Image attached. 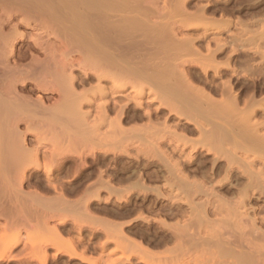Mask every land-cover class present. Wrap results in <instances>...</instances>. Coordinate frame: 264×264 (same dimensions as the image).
<instances>
[{
  "label": "rangeland",
  "instance_id": "obj_1",
  "mask_svg": "<svg viewBox=\"0 0 264 264\" xmlns=\"http://www.w3.org/2000/svg\"><path fill=\"white\" fill-rule=\"evenodd\" d=\"M25 1L26 0H21L19 2L20 4H17L15 7L12 6L10 2H4V5L0 2V27H2L1 23L5 22L8 28L6 29L7 32L11 25L17 23L21 25L19 26V31L26 33V38L17 43L18 51L25 52L29 48L28 45L34 44L33 39L37 37V39L44 44L45 48L43 50L39 48L36 51H31L26 60L19 61L20 64L16 59H12L13 65H10L13 67L14 65L17 66L16 64L21 65L20 67L22 68L19 69L23 70L20 72L25 74H20L21 76L15 75L12 77L13 80L10 78L9 74H5L3 79L6 81L3 80L2 89L4 91H2L4 96L7 94L9 96H15V94L16 96H20L17 102L18 106L16 105V107H19L21 111L18 110L19 113L15 120H5V124L3 121L0 128H4L7 133L10 131L8 134H11V136L14 137L13 139H18L19 137L20 140L21 136L16 134L18 135L17 137L15 135L17 132L16 127H18V130L22 131L23 137L26 138L27 142H30L29 146L31 147L37 145L38 141H40L42 163L49 164L52 158H60L62 155L67 158L68 162L63 170L56 168L52 171L53 180H51V183L56 185V190L48 181L47 173L43 168L37 169L35 167H30L27 170L28 177L23 182H21L22 171L17 168L13 169L14 167L11 168L13 171L10 169V172L12 171L10 174L13 175L9 174L11 182L0 184V253H5V257L0 260V264H44V261L45 264H107L108 261L119 257H121V259L116 264H264V239L255 238L253 236L247 219L241 220L239 216L237 218L231 217L225 211L222 212V214H215L213 211L215 206L212 205L209 206L211 214L208 221H201L198 210H196V214V211L194 210L195 212H193V209H191V199L189 197L191 194L178 192L175 189L176 186H174L176 185L175 181L172 180L171 182L170 180L169 182L166 180L165 169H163L161 165V153L159 151L150 150V147L147 146L146 142L148 141L145 135L147 133V129H145L147 124L150 122H162V117L159 120L154 117L153 121L150 122L145 116V118L143 117L140 120L127 119L124 122L125 127L129 129L127 135H131L132 137L139 135L140 137H133L135 139L134 145L132 144V140L134 139L131 138L132 145L128 147V153H121V151H119L120 149L117 147L114 149L112 147L113 150L109 152L106 163L96 162L95 159H97V156L95 153L93 154L92 151L90 152V141L92 137L87 135L85 131V128H87L85 125L86 122L84 123L83 120L80 121V117L76 116L78 113L76 114L69 109L70 112L66 107V109L62 107L56 109V111L54 109L52 110L51 107L61 100V92L59 93L52 88L47 90V88L37 87L36 80H52L55 76L58 77V75L62 76L68 73H73L82 79V76L85 77V69L95 76L98 70L95 71L94 68L92 69L88 61V63L84 61L79 63V59L84 60L85 58L80 47L74 45L71 49L68 47L69 50L66 48L67 36L66 32L63 30L66 24L65 8L55 9L53 15H51L50 12H43L36 8L37 6L35 7V5H37L36 3L42 0H33L32 2L29 0L31 3H25ZM113 1L118 4L123 1L128 3L125 12L123 11L120 13L118 11V13L116 11V13L113 12V14L127 15L124 21L126 26H123V21L117 24L120 29L122 28L124 30L121 32V35L117 37L119 39L117 41L122 40L127 43L128 47L126 51L129 55L131 65L140 63L142 64L141 66H143L147 61L148 62L145 63L144 66L149 64L151 68H161V66L170 63L181 64L184 59L191 60L199 58L198 55L193 52L192 47H199L203 53H207L208 41H210L213 47H216L215 39L222 38L228 42V46L217 53L215 62L218 61L224 64V62L228 61L230 58L232 64H234L238 70L237 75L231 70H227V68H222L220 75L215 74L214 69H209L207 79L204 81L202 78H195L196 83L205 86L207 92L213 93L214 96L213 94L211 95L220 100L224 98V95L221 97L222 95L216 87H220L223 81L230 79L234 84L235 90L239 93L240 102H242L239 105L241 110L245 108V101L251 94H254L255 100H264V35L259 34L264 30V0H187L184 2L186 6L183 5L180 0ZM27 5L30 8L27 7ZM199 11L201 14L205 15L200 17V20L203 22L193 17H190L192 20L189 19L190 13L198 16V13H200ZM52 17L55 18L53 21L51 20ZM205 17L208 19L209 23ZM224 19L227 21L228 26L226 25L227 28L224 27L225 29L218 34L217 20ZM214 21H216L215 24ZM157 22H160V24L162 23L161 26H159ZM183 22H188L189 25L183 26ZM126 27H130L131 30L135 28V31L132 30V33L129 32L128 34ZM206 28H210L209 32H211L208 34L209 36L206 37L207 39L203 40L201 35ZM174 34H177L179 37ZM186 36H192L193 40L197 38L194 41V45L196 46L193 45L188 47V45H178L179 42L177 43V41ZM234 45L239 48L236 54L231 52ZM46 47L47 51H45ZM49 48H53L54 50ZM187 48L190 50H187ZM155 54L157 57H155ZM182 54L185 55V58ZM3 59L5 58L3 57ZM52 60L59 61L60 65L73 61L75 65H68L65 72L60 73L61 71H51L48 75L44 70L46 68H53L51 64L48 65V61ZM205 61L214 63L212 58ZM38 62L40 66L43 64L42 68H40L41 72L40 70L37 72L26 71L29 69L31 63L39 65ZM189 64L190 63H184V66L187 67ZM191 65L196 64L191 63ZM53 66L56 65L53 64ZM195 69L196 70H193L196 73H201V69L197 65ZM26 73L30 74L26 75ZM5 76L9 77L6 78ZM134 76L136 75L130 74L129 77L126 78L129 83L125 93L132 97L138 95V88H140L141 82L144 81L143 83H145V81H147L146 78H143L141 81L136 77L134 78ZM107 77L104 80V84L110 87L113 85L114 81ZM8 80H10L12 84L8 82ZM136 80H140L141 82ZM4 83L6 85H4ZM96 84L97 79H94L86 83L85 86L79 84L78 90L90 88ZM4 86L7 87L5 88ZM35 86L36 89H34ZM144 86L146 90L144 93L146 100L152 99L154 94L149 93L150 89L147 84H144ZM156 88L157 87H155L154 91L158 92V88L157 90ZM8 95L5 98H7ZM26 100L27 102L30 101L29 103L31 105H29L32 106L33 109L28 107ZM41 100H43L45 106L48 107L50 105L49 112L51 111V114L47 113V116L43 115L47 119L43 118L41 113H37V108L43 105ZM21 101H23V103ZM26 103L27 106L25 105V107L29 108L27 109L29 110L28 112L26 108H22ZM146 103L148 104V102ZM159 104V101L155 100L148 105H151V109L155 112ZM127 107L128 113L130 114L136 110L135 102L128 103ZM85 108L86 110H88V108L89 110L90 108L92 109L88 122L89 119L94 122L97 116L96 105L92 107L85 106ZM0 110H2L1 107ZM255 110L256 113L250 120V123L264 121V108L260 109L255 107ZM138 111L140 114L143 112L142 110ZM30 112L34 116H32ZM247 112L248 111H246V113ZM70 113L75 114L72 116ZM164 113L166 115L167 111ZM235 113L237 114L239 112L235 111ZM235 113L233 111V114ZM246 113H241L243 114L241 116H247L249 112ZM2 114L5 115L4 113ZM233 114L231 115L230 112L228 120H230L229 118L232 116L231 118L234 119L233 121L236 122L240 120L244 123V121L240 119L241 116L239 114V116ZM111 115H115V113L112 112ZM66 118L68 120L71 119L68 121ZM240 121L239 125L241 123ZM28 124H31L30 131H26L25 126ZM248 124L247 128L249 129L250 124ZM134 127L142 128V130L134 129ZM104 129L107 130L108 128L106 127ZM258 133L264 138V125L260 127ZM138 140H140V142ZM233 140H236L234 145L235 148L231 146L233 145L232 143H234ZM233 140L227 145L228 147L226 146L228 149H225L221 159L227 162L231 160L232 162H230L236 170L244 169L245 167L249 169V162L253 163L254 167H252L255 171L264 167V149L262 151L260 148H257V145L251 141L252 138L245 134H240ZM136 142L138 145L135 144ZM15 143H17L16 140H14V145H12L10 149L15 146ZM14 148L15 147L11 150L12 153H15L16 148H18V143L13 152ZM229 149L232 150L230 151ZM99 153L101 155V152ZM17 156H19V154H17ZM136 157H138V159ZM209 158L213 159L214 156L210 155ZM6 159L5 149L3 151L1 149L0 173L3 172V167L5 168L8 164H5V162H8ZM85 162H87V164ZM3 164L5 166H3ZM5 171H7L6 168ZM101 172L103 174H101ZM139 174H142L144 177V182L146 184L142 183V186H145L147 189L137 187L132 190L131 185L138 179ZM191 175H194V173ZM100 179L104 181L111 180L112 183H105V185L101 182H97L100 181ZM165 180L166 184L171 183L169 185H172L173 183V186L169 187L168 184L166 185ZM214 186L217 187L215 183ZM249 187L248 189L253 191L262 186L255 182ZM107 188L111 189L109 190ZM120 190L123 191L121 192ZM61 192L64 194L62 195ZM236 195L237 194H235V196ZM63 196L64 198H62ZM230 196L233 197L234 195L231 194ZM235 196L233 197L234 201L237 199ZM215 205L217 206L218 203ZM259 205L263 207V210H257L255 214L258 218L260 217L258 226L264 229V223H259L264 217V202L259 203ZM232 206L233 208L235 207V205ZM250 206L255 207V204H250ZM207 222H209V225ZM184 227H186V230ZM218 227H223L224 229L231 228L232 230H227L225 231L226 233H224V229L221 230V228L219 229ZM246 227L248 228L247 230H245ZM219 231L224 233V238H238V247L234 244V246L230 245V248L212 247L210 249L208 246L202 247L200 245L190 244L194 239L198 241L203 237H210L215 234L219 235ZM134 239L142 245L149 247L151 253H146L138 245L135 246V243L132 241ZM249 240L252 242L250 243ZM181 242H184L183 244L185 246L182 245V247ZM11 246L13 247L10 248ZM237 251L243 253L255 252V256L253 258L249 254L243 257L242 255L236 256L234 252ZM142 259L148 263L142 261ZM220 259L223 263H221Z\"/></svg>",
  "mask_w": 264,
  "mask_h": 264
},
{
  "label": "bare ground",
  "instance_id": "obj_2",
  "mask_svg": "<svg viewBox=\"0 0 264 264\" xmlns=\"http://www.w3.org/2000/svg\"><path fill=\"white\" fill-rule=\"evenodd\" d=\"M20 1L19 0H0V2H2L3 5H4V2H10L12 4V6H14V7L17 4H20L19 3ZM32 1L33 0H31V2ZM186 1L187 0H180V2L185 6H186V4L184 2H186ZM26 2H29V0H26L25 3ZM31 2H29V3H31ZM10 3H9V5H10ZM36 4H37V5H35V7L37 6L36 8L40 9L43 12H50L51 15H53V12L55 11V9H59V8H65L66 9V13H65L66 24H65V27H63L64 28L63 30L66 32V36H67L66 48L68 49V47H69V49H71V47L74 45L80 47L81 52H83L85 58H84V60L79 59L78 60L79 63H82L83 61L84 62L88 61L89 64H91L92 69L94 68L95 71L98 70V73L95 72V73H97V75L95 76V75H93V73L90 74L89 71H87V69L84 68L85 69L84 70L85 77L82 76L83 77L82 79H80L81 77H78V76L74 75L73 73H70V74L68 73V74H66L67 76L66 75H62V76L58 75V77L55 76L52 80H47V79H42L39 81L36 80L37 87L44 88V89L47 88V90L49 88H52L54 90H57L59 93L61 92L62 98L60 101H58V103H55V105H53L51 107L52 110L54 109L56 111V109L66 107L67 110L70 109L71 111H74L76 114L78 113L76 116L80 117L79 118V119H81L80 121L83 120L84 123L86 122L85 125L87 128H85V131H86L87 135H90L92 137V139L90 141V146H91L92 150L90 149V152L92 151L93 154L95 153V155L97 156V159H95L96 162L106 163V161L108 160L109 152H111L113 150V148L115 149L116 147L118 149H120L119 151H121V153H128L129 152L128 147L132 144L134 145V141H135L134 138L140 137L139 135H136L135 137L133 136L134 137L133 138L131 135H127V133L129 132V129L126 128L125 124H124V122L127 119H129V120H140L145 116L150 122V121H153L154 117L157 118L158 120L162 117L163 118L162 122L161 121H159L157 123L156 122H152V123L150 122L147 124V127L146 128L144 127V128L147 129V133L145 134L146 139L148 141V142H146L147 146L150 147L151 151L155 150V151H159L161 153V156H160L161 163H162L161 165L163 166V169H165L166 180L169 182H170V180H171V182H172V180H174L175 184H176L174 186H176L175 189L178 192L188 193L189 195L191 194L192 197L189 196L191 199L190 200V203H191L190 205L192 207L191 209H193V212L198 210V213H199L198 215H200L201 221H205V222L208 221L210 214H211L210 213L211 209L209 206L213 205V206H215V209H213L215 214H222V212L225 211L231 217L237 218L239 216V217H241V220L247 219V223H249V226L251 228L250 230H251V233L253 234V236L255 238L264 239V229H262L261 226H258L259 225L258 220L260 217L258 218L257 215L255 214L257 212V210H260L263 208V207H261V205H259V203L264 202V167L262 169L255 171L253 169V167H254L253 163L249 162V165H250L249 169H247V167H245L244 169H240L241 168L240 167L239 168L240 170H236L232 166L231 160H230L231 162L230 161L227 162L224 159H221L225 149H228L227 145H229L230 141L233 140L235 137H237L240 134H245L246 136L252 138L251 141L254 142L255 145H257L256 147L260 148L263 151V149H264V138H262L259 135L258 131L260 130V127L264 125V121L250 123L251 122L250 120L252 119V117L256 113L255 107L256 108L258 107L260 109L264 108V100H261V99H259L260 101L255 100L254 94H251V95H249L248 99H246V101H245V108L243 107L244 109L242 108L243 110H241L239 108V105L242 102H240L239 93L237 90H235L234 84L232 83V81L230 79L223 81L222 85L219 83L221 86L218 88L216 87V89L221 93V95H222L221 97H223V95H224V98L223 99L221 98L220 100L216 97H213L214 96L213 93L207 92L205 86L198 85L199 83L197 84L195 81V78H202L205 81V79H207V74H208L209 69H214L215 74L220 75L221 69L227 68V70H231L235 75H237L238 70L236 69L234 64H232L230 58L228 59V61L224 62V64H221L218 61L215 62V58H216L217 53L220 50L224 49L226 46H228V42L222 38H216L215 39L216 47H213L212 44L210 43V41H208L207 53H203V51L201 49H199V47H197V48L192 47L193 52L195 54H197L199 58H197V59L194 58L191 60L184 59L185 60V61L183 60L184 62L181 59V61H182L181 64L180 63H178V64L170 63L168 65L161 66V68H159V67L151 68L149 64L144 66L145 63H147L148 61L145 62L143 66H141L142 64H140V63H135L136 62L135 61L133 63H135L136 65L135 64L131 65L129 55L126 51L127 47H128L127 43L123 42L121 39H120L121 41H117V40H119L117 37L119 35H121V32L124 31L122 28L120 29L117 24L120 22L122 23V21L124 23L127 15L125 16L123 14L122 15L121 14H113V12L116 13V11L117 12L119 11L120 13H122L123 11L125 12V10L127 9V4H128V3H126V1H123V2L118 4L117 2H114L113 0H42ZM27 7H29V6L27 5ZM134 10H136V9H134ZM142 12H144V11H142ZM145 14H146V12H145ZM186 14H189V13H186ZM198 14L199 15L197 16V15L190 13L189 14L190 16L188 15L189 19L192 20L190 17H193V18H197L196 20L202 21V20H200L201 19L200 17H202L204 14H201V12ZM54 19H55L54 17L51 18L52 21ZM57 20H59V19H57ZM140 21H141V19H140ZM207 21H208V19H207ZM215 22L216 21H214V24H215ZM157 23L159 24V26H161V24H162V23L160 24V22H157ZM208 23H209V21H208ZM212 23H213V21H212ZM227 24L228 23H227V21H225V19L224 20H217L218 34L223 29H225L224 27L227 28V26H228ZM1 25H2V27H0V45H1V47H0V49H1L0 50V107L2 108V110H0L1 111V113H0V126H2L3 121H4V124L6 123L5 120L6 121L7 120H12V121L15 120L18 113H19L18 110L21 111V109L19 107H18L19 109L16 107L18 99L20 98V96H18V95L16 96V94H15V96H9L7 94L8 97L5 98L7 95H5V96L3 95L4 90L2 89V85H3L2 83H3V80H5V79H3V76L5 74H7V75L9 74L11 79L15 75L17 76L20 74L21 75L25 74V73L22 74L20 72L23 70V69L20 70L22 68V67H20L21 65L16 64L17 66L14 65V67L10 65V64H12V61H13L12 59H14V60L16 59L17 62L23 61L24 59L26 60L28 54L31 53V51L32 52L34 50L36 51L39 48L43 50L45 48L44 44L41 43L37 39L38 38L37 37V38L33 39L34 44L28 45L29 48L27 50L25 49L26 50L25 52L24 51L23 52L18 51L17 43L20 40L26 38V33L19 31L20 30L19 26H21V25L19 23L13 24V25H11L10 29L7 32H6V29H8V28H7V25L5 24V22L4 23L2 22ZM188 25H189L188 22H185V23L183 22V26H188ZM123 26H126L125 23ZM142 26H143V24H142ZM145 27H147V26H145ZM184 28H186V27H184ZM126 29L128 32L126 30L125 31L129 34V32L132 33V30H134L135 28H133L131 30L130 27H128V28L126 27ZM209 30H210V28H206L205 31L203 32V34L201 35L203 40L207 39L206 37L209 36L208 34L211 32V31L209 32ZM263 31L259 34L264 35ZM174 35L177 36V34H174ZM13 36H14V39H13ZM11 37H12V39H11ZM177 37H179V36H177ZM211 37H213V36H211ZM156 38H157V36H156ZM196 39L197 38H194V40H193L192 36L191 37L186 36V37H182L181 39H179L177 41V43L179 42L178 45H180V46H184V45L187 46L188 45V47H191L195 44L194 41ZM239 39H241V38H239ZM194 46H196V45H194ZM49 49L54 50L53 48H49ZM187 50H190V49L187 48ZM45 51H47V47H46ZM238 51H239V48L236 45H234V47H232V49H231V52L233 54H236ZM49 52H52V51H49ZM156 53H158V52H156ZM183 54H184V52H183ZM183 54H182V56H184V58H185V55H183ZM3 57L5 59H3ZM155 57H157L156 54H155ZM263 57H264V53H263ZM211 58L213 59L214 63L213 62L208 63L205 61V60L211 59ZM161 59H163V58H161ZM184 63H187V64L190 63V64H189V66L185 67ZM191 63L196 64L201 69V73H196L194 71V70H196L195 69L196 65H191ZM19 64H20V62H19ZM49 64H51L52 66L51 65L50 66L53 68H46L44 70V72L48 75L50 74L51 71L52 72L53 71H55V72L61 71L60 73L65 72L66 71L65 69H66V67H68V65H72V66L75 65V63H73V61H70L69 63L67 62V64L64 63V64L60 65V62L57 60L48 61V65ZM53 64L56 66H53ZM22 66H24V65H22ZM42 66H43V64H41V66H40V63H39V65H37L35 63L34 64L31 63L29 69H27L26 71L27 72H37L40 70V72H41L40 68H42ZM17 72H20V73H17ZM29 74L30 73H28V74L26 73V75H29ZM63 74H65V73H63ZM130 74H135L136 76H134V78L136 77L137 79H140L141 81L143 78H146V80H147V81H145V83H143L144 81L141 82L140 80H136L138 82L140 81L142 84H140V88H138L139 89L138 95L135 97L129 96L127 93H125V91L127 90L126 87L129 83V82H127L128 80H126V78L129 77ZM37 75H38V73H37ZM107 76H109V77H107ZM8 77H6V78H8ZM106 77L111 78L114 81L112 86L109 87L106 84H104V80ZM94 79H97L96 85L91 86L90 88L84 87L85 89L78 90L79 84H81L82 86H85L86 83H88L89 81L94 80ZM123 79H124V81H123ZM206 81H208V80H206ZM8 82H10V80H8ZM14 82H16V81H14ZM10 83L12 84V82H10ZM144 84H147V86L149 87V89H150L149 93L154 94L152 99L146 100V98L144 96L145 95L144 93L146 91L144 88L145 87ZM219 84H218V86H219ZM4 85H6V84L4 83ZM133 86H135V85H133ZM4 87L6 88L7 86H4ZM155 87L158 88V92L154 91ZM10 88H11V86H10ZM157 88H156V90H157ZM34 89H36V86ZM211 94H213V96ZM155 100H158L160 104H159V106L156 107V111L154 112V110L151 109V105H148V104L154 102ZM23 101H21V102L23 103ZM26 102H27V100H26ZM29 102H27L28 107H31V109H33V107L30 106L31 104ZM130 102H135V104H136V110L137 111L136 110L133 111L132 114L128 113V109H127L128 108L127 105ZM146 102H148V104ZM27 103L24 104L22 108H26L25 105L27 106ZM41 103L43 105L40 104L41 106L37 108V111H38L37 113H41L42 116L43 115L47 116V113L51 112V111L49 112V109H50L49 106L50 105L48 107L45 106L43 100H41ZM145 104H147V105H145ZM94 105H96L97 116H96L94 122L90 121V119L88 122V118H90L89 116L91 115L92 109L90 108V110H89V108H88V110H86L85 106L92 107ZM27 109H29V108H26V110ZM67 110H65V111H67ZM138 110H142L143 111V112H141L142 114H140ZM2 111H4V112H2ZM25 111H23V112H25ZM28 111L29 110H27V112ZM76 111H78V112H76ZM166 111H167V113L165 115L164 112H166ZM233 111H234V113H235V111H238L239 113H237V114L235 113L236 114L235 115V114H233ZM246 111H248L249 113L247 112L248 113L247 114ZM112 112H114L115 115H111ZM230 112H231V115L233 114L235 116H237L238 114L241 116V115H243L241 113L245 112L247 114V116H243L244 118L241 116V118H240L244 121V123H242L240 120H237L236 121L237 123H236L235 121H233L234 119L231 118L232 116H230V118H229L230 120H228V115L230 114ZM2 113H4L5 115H3ZM75 113H73V114H75ZM30 114H31V112H30ZM73 114H71V115L73 116ZM32 116H34V115H32ZM44 116H43V118H46ZM64 117H65V115H64ZM74 117H75V115H74ZM28 118H29V116H28ZM67 118H69V117H67ZM18 119H19V116H18ZM70 119L69 120L67 119V120L70 121ZM239 121L241 122L240 125H239ZM248 123L250 124L249 127L251 129L247 128ZM25 127H26V131L31 130V124H28ZM106 127L108 128L107 130L104 129ZM16 129L15 130L17 132L15 133V135L18 134L19 136H21L20 140H19L18 135H16L18 137V139H13L14 137H12L11 134L10 135L8 134V133H10V131L7 133V131L4 128H0V150L2 149V151H3L5 149L6 157H7L6 161L8 160V162H5V164L8 163L5 167L7 169V171H5V168L3 167V172L0 173V184L8 183L11 180L10 175H12V174H10V173L15 168L22 171L21 182H23L28 177L27 170L30 167H35L37 169H41V168L45 169V171L47 173L48 181L51 183L52 182L51 180H53V178H52L53 169L58 168L59 170H63V168L65 167V165L68 162L67 158L63 157V155H62V157H60V158H56V157L52 158V160L49 164L42 163L40 141H38L37 145L31 147V146H29L30 142H27L26 138L23 137L22 131H19L18 127H16ZM134 129L142 130V128H138V127L137 128L134 127ZM196 135H197V137H196ZM9 137H10V139H9ZM142 137H144V136H142ZM131 138L134 140H132ZM14 140L17 141L18 148H16L17 143H15V146H13V147H15L16 150L14 148L13 152L15 150V153H12L11 150L13 147L11 149H10V147L12 145H14L13 144ZM131 140L133 141L132 144H131ZM138 141L140 142V140H138ZM235 141L236 140H233L234 143H232L233 145H231L232 148L235 145ZM245 143H247V142H245ZM135 144H137V142ZM250 144H251V142H250ZM246 146H247V144H246ZM234 148H235V146H234ZM242 148H244V147H242ZM99 152H101V155ZM17 154H19V156H17ZM210 155H213L214 158L210 159L209 158ZM176 156H177V158H176ZM116 158H118V157H116ZM136 158L138 159V157H136ZM263 162H264V160H263ZM85 163L87 164V162H85ZM3 166H5V165L3 164ZM11 168H13V169H11ZM10 169L12 170L11 172H10ZM102 172H101V174H103ZM193 173H194V175H191ZM165 177H164V179H165ZM166 180H165V184H166ZM97 182H99V183L101 182L102 184H105V183L111 184L112 183L111 180L104 181L103 179H100V181H97ZM255 182L259 183L260 186H262V187H260L259 189L253 190V191H251V189H248V188H250L249 186L250 185L252 186V184ZM142 183H145L144 177L142 176V174H139L138 179L135 181V183H132V185H131L132 190H133V188H137V187L146 188L145 186H142ZM214 183H215V185H217V187L214 186ZM169 184H171V183H169ZM51 185H53L54 189L56 190V188H57L56 185H54V183L53 184L51 183ZM110 186H113V185H110ZM170 186H173V183H172V185H169V187ZM210 186H213V187H210ZM113 188H112V191H113ZM107 189H109V188H107ZM120 191L122 192L123 190H120ZM125 192H127V191H125ZM61 194L63 195L64 193L61 192ZM229 194L230 195L233 194L234 196H235V194H237L235 196V197H237V199L235 198L236 200L234 201L233 200L234 196L232 197ZM97 196H98V194H97ZM62 198H64V196ZM216 203H218V205H220V206H218V205L216 206L215 205ZM250 204L251 205L255 204V207L250 206ZM222 205L225 207V209ZM232 205H235V207L233 208ZM195 213L197 214V211ZM197 218H199V217H197ZM207 223L209 225V222H207ZM259 223H264V217L259 221ZM208 225H207V227H208ZM225 226H226V224H225ZM186 227H184V229ZM220 228H221V230L224 229L223 227H220ZM247 229L248 228L246 227L245 230H247ZM227 230H232V229L231 228H229V229L225 228L223 230V232L226 233L225 231H227ZM182 232H184V231H182ZM224 233L219 231V235L215 234V235L210 236V237H203V238H200V240H198V241L196 239H194L192 242H190V244L192 243L193 245H200L202 247L208 246V247H210V249L212 247L213 248L214 247L215 248H217V247L230 248V245H233V246H234V244L237 245L238 238L236 239L233 236L232 237L235 239H233L231 237L230 238L229 237L224 238ZM232 235H233V233H232ZM132 241H133V243H135V246H137V245L140 246L146 253H151V249L149 247L142 245L140 242L136 241L135 239ZM180 241H182V240H180ZM249 241L251 243L253 241V239H252V241L251 240H249ZM183 243L181 244V246L184 245ZM238 243H240V242H238ZM254 244H255V242H254ZM12 247L13 246H11L10 248H12ZM237 247H238V245H237ZM249 247H251V246H249ZM253 248H254V246H253ZM251 251H253V250H251ZM214 252H216V251H214ZM234 254L236 256L242 255V257L247 256L249 254L252 258L255 256V252L243 253L241 251H237V252H234ZM45 256H47V255H45ZM4 257H5V253L4 252L0 253V260L3 259ZM215 258H217V257H215ZM120 259H121V257L112 259V260L108 261L107 264H116L120 261ZM83 260H84V258H83ZM142 261L148 263L144 259H142ZM205 262H206V260H205ZM43 263L45 264V261ZM221 263H223L222 260H221Z\"/></svg>",
  "mask_w": 264,
  "mask_h": 264
}]
</instances>
